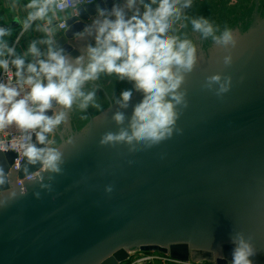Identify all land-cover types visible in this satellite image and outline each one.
Segmentation results:
<instances>
[{
  "label": "water",
  "instance_id": "water-1",
  "mask_svg": "<svg viewBox=\"0 0 264 264\" xmlns=\"http://www.w3.org/2000/svg\"><path fill=\"white\" fill-rule=\"evenodd\" d=\"M124 2L78 6L55 48L70 59L85 54L95 46L94 35L78 34L96 18L97 5L110 11ZM185 14L189 20L178 21L171 34L187 35L198 49L206 39L192 31L191 18L238 30L233 64H223L227 53L216 46L200 50L183 86L189 106L177 121L182 132L134 153L124 145L101 147L99 140L117 131L112 115L130 117L143 94L115 75L86 83L84 90H95L102 110L89 105L82 111L74 103L64 110V131L60 125L47 134L64 152L62 173H42L50 188L26 183L24 196L0 208V264H120L134 250L175 262L231 264L235 233L252 236L255 229L264 236V0H193ZM216 73L233 78L223 97L203 87ZM128 89L133 95L123 109L114 100ZM60 110L54 102L46 115ZM13 158L10 150L0 152L6 172ZM27 166L31 172L40 168ZM250 259L264 264V251Z\"/></svg>",
  "mask_w": 264,
  "mask_h": 264
},
{
  "label": "clouds",
  "instance_id": "clouds-1",
  "mask_svg": "<svg viewBox=\"0 0 264 264\" xmlns=\"http://www.w3.org/2000/svg\"><path fill=\"white\" fill-rule=\"evenodd\" d=\"M192 6L193 0H149L147 3L145 0H125L122 7L113 5L110 11L97 5L96 18L78 34L81 37L94 35L95 46L89 45L85 54L75 59L66 57L62 49L54 47L51 29L44 28L49 38L40 43L48 45L46 59L40 58L42 53L33 42L28 52L36 58L35 62L25 67L23 58L11 60L16 69L13 74L16 84L13 85L11 79L8 83L0 82V132L14 125L20 135L13 137L11 142L0 140V152L12 150L18 154L10 171L6 172L0 165V208L24 196L26 183L50 188L43 183L42 173H62L64 152L52 146L54 142L47 134L54 133L66 121L64 110H71L74 103L78 102L82 111L89 105L102 110L95 90H84L86 83L97 81L101 74L131 81L135 91L143 94L130 117L122 111L112 115L117 131L105 132L99 140L101 147L124 145L129 153H134L151 149L182 132L177 121L189 106L188 91L183 86L201 57L192 39L171 33L177 31L178 21L189 20L185 10ZM26 7L30 11L22 22L24 31L34 21L44 20L54 8L67 7V3L30 0ZM129 11L130 16L127 15ZM190 23L193 32L199 33L202 39L211 38L214 46L227 53L223 56V64L230 67L234 62L232 50L236 49L241 38L238 30L228 27L221 30L202 16L191 18ZM6 35H9L8 28L0 27V69L9 74L12 73L10 62L3 57L5 52L14 56L15 49L3 41ZM232 83L231 75L216 73L206 77L203 87L223 97L231 90ZM132 95L133 90H124L114 103L126 109ZM54 102L63 110L52 116L46 115L53 109ZM33 133L35 143L32 142ZM68 143L72 140L69 139ZM37 144L45 146L38 147ZM27 165H39L40 168L31 172ZM20 172L24 174L23 187L17 182ZM112 190V186L106 188L108 192ZM35 195L38 197L39 193ZM252 240L251 235L246 236L242 231L235 233L231 264H253L250 258L255 256L256 248Z\"/></svg>",
  "mask_w": 264,
  "mask_h": 264
},
{
  "label": "crops",
  "instance_id": "crops-1",
  "mask_svg": "<svg viewBox=\"0 0 264 264\" xmlns=\"http://www.w3.org/2000/svg\"><path fill=\"white\" fill-rule=\"evenodd\" d=\"M30 0H0V25L8 28L9 35L3 37V41L10 48L15 49V55L11 56V60L16 57H21L25 60V67L28 63L35 62L36 58L33 57L29 52L28 48L33 43H37V47L40 49L42 55L41 59H46V53L48 45L40 43L42 40L48 39V34L43 30L44 28L51 29V37L54 40V47L56 46L57 39L62 35L61 31L56 23L59 20H67L70 17L76 16V8L74 10H66L63 12L50 11L48 16L44 20H37L32 23V26L24 31L22 28V22L26 19L28 12L30 11L26 5ZM91 17H89L90 19ZM19 20L21 23H18ZM5 52V58L7 56ZM14 73L16 71L13 66ZM27 75V73H25ZM139 259V255H133V259ZM135 264H153V261H136Z\"/></svg>",
  "mask_w": 264,
  "mask_h": 264
},
{
  "label": "built area",
  "instance_id": "built-area-1",
  "mask_svg": "<svg viewBox=\"0 0 264 264\" xmlns=\"http://www.w3.org/2000/svg\"><path fill=\"white\" fill-rule=\"evenodd\" d=\"M94 1L95 0H92L91 3H93ZM62 2H66L67 3V7H65L63 9H60V8L57 7V8H54L53 10L56 11V12H63V11H66V10H74L78 6H82V5H85V4H90L89 0H57V4L62 3ZM56 25L61 31H64L65 29H67L66 20H64V19L59 20L56 23ZM0 27H3V26L0 25ZM5 59L9 60V62H10V70H11L12 73L6 74L2 69H0V82L8 83V80L11 79L12 80L11 81L12 84L15 85L16 84V79H15V77L13 75L14 74V69H13V67L11 65V56L7 55L5 57ZM23 94L24 93L22 92V95ZM19 135H20V133L18 132V130L13 125L9 129H7L6 131L0 132V140L11 142L13 137H17ZM33 135H34V133L32 134V138H33ZM32 142H33V139H32ZM10 151H12V150H10ZM12 152L14 154V158H13L11 164H10L11 166L14 165L15 160L18 157V154L15 151H12ZM23 179H24V177L17 178V182L21 183V182H23L22 181ZM140 254H141V256L139 257V259L138 258L137 259H133L131 262L126 261V264H135L136 261H145V260H150L151 258H153V257H151V256H149V255H147L145 253H140ZM142 254H145V255H142ZM163 260L167 261L170 264H205V263H201V262H185V263L184 262H175V261L169 260L167 256L163 257Z\"/></svg>",
  "mask_w": 264,
  "mask_h": 264
},
{
  "label": "flooded vegetation",
  "instance_id": "flooded-vegetation-1",
  "mask_svg": "<svg viewBox=\"0 0 264 264\" xmlns=\"http://www.w3.org/2000/svg\"><path fill=\"white\" fill-rule=\"evenodd\" d=\"M250 22H248L249 23L248 26L251 24ZM199 46L200 45H197V47H199ZM213 46L214 45L212 43V40H209V38H208V39L205 40V43H204V46H203L204 48L203 49H198V50L199 51L200 50H204L205 51V50H208V49L212 48ZM61 130L64 131L63 125H61ZM252 238H253L252 242H253V244H254V246L256 248V253H262V251H264V236H262L259 233H257L256 230L254 229V232L252 234Z\"/></svg>",
  "mask_w": 264,
  "mask_h": 264
},
{
  "label": "rangeland",
  "instance_id": "rangeland-1",
  "mask_svg": "<svg viewBox=\"0 0 264 264\" xmlns=\"http://www.w3.org/2000/svg\"><path fill=\"white\" fill-rule=\"evenodd\" d=\"M141 252L137 251V250H134V251H131L130 252V258H128L126 261L128 262H131L133 260V255H139V257L141 256L140 254ZM153 258H151V260L153 261V264H170L168 263L167 261L163 260V257H165L166 255H163L159 252H148V253H145ZM145 254H142V255H145ZM130 260V261H129ZM126 261L120 263V264H126ZM206 264V263H205Z\"/></svg>",
  "mask_w": 264,
  "mask_h": 264
}]
</instances>
